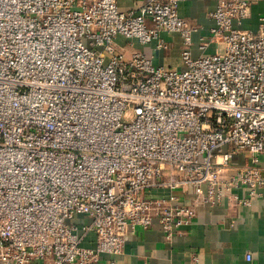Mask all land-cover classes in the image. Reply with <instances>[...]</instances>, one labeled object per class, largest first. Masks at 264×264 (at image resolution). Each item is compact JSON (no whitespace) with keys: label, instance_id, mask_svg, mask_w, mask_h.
Segmentation results:
<instances>
[{"label":"built area","instance_id":"built-area-1","mask_svg":"<svg viewBox=\"0 0 264 264\" xmlns=\"http://www.w3.org/2000/svg\"><path fill=\"white\" fill-rule=\"evenodd\" d=\"M140 1L0 0V264H90L155 219L170 242L199 207L264 188V14L243 30L251 0H221L199 44L220 50L193 58L183 0ZM162 33L184 70L117 41L167 50Z\"/></svg>","mask_w":264,"mask_h":264},{"label":"crops","instance_id":"crops-1","mask_svg":"<svg viewBox=\"0 0 264 264\" xmlns=\"http://www.w3.org/2000/svg\"><path fill=\"white\" fill-rule=\"evenodd\" d=\"M220 1L183 0L179 3V16L197 28L192 36L193 58L220 50L213 42L204 51L199 49L201 38H208L215 26L210 13L215 11ZM141 3L140 0H117L119 9L124 12L137 9ZM263 14L264 0H251L250 15L242 21L239 28L257 29ZM161 38L167 43V50H159L156 41L147 45H140L135 41L132 46L123 37H119L117 41L127 56L132 50H139L151 58L155 66L184 70L181 35L162 33ZM248 163L246 155H236L232 160L235 166ZM236 192L240 196L245 194L243 189ZM167 194L168 191L153 192L154 197ZM180 196L181 202L186 205L191 204L194 198L191 189ZM77 221L82 223L86 220L78 217ZM93 241L94 235L91 234L85 245L92 246ZM248 254L250 262L246 260ZM194 258L200 264H264V188L247 207H233L226 198L217 205L199 207L193 224L184 227L170 242L165 240L162 227L155 219L148 228L137 227L128 235L122 254H104L98 261L90 264H188Z\"/></svg>","mask_w":264,"mask_h":264},{"label":"rangeland","instance_id":"rangeland-1","mask_svg":"<svg viewBox=\"0 0 264 264\" xmlns=\"http://www.w3.org/2000/svg\"><path fill=\"white\" fill-rule=\"evenodd\" d=\"M73 222H76V220H74Z\"/></svg>","mask_w":264,"mask_h":264}]
</instances>
